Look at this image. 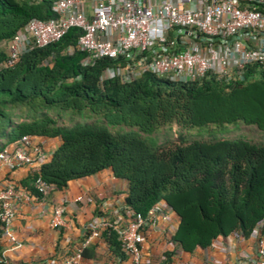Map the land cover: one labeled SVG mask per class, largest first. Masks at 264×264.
<instances>
[{
  "label": "trees",
  "instance_id": "1",
  "mask_svg": "<svg viewBox=\"0 0 264 264\" xmlns=\"http://www.w3.org/2000/svg\"><path fill=\"white\" fill-rule=\"evenodd\" d=\"M54 1L0 0V43L31 20L55 18ZM79 35L71 28L10 66H3L7 51L0 49V151L19 145L23 136L59 140L16 187L39 200L44 196L33 186L36 178L50 193L107 169L127 185L121 215L144 217L163 201L178 222L171 243L183 252L230 234L246 239L256 229L264 235V143L177 137L179 143L167 146L154 139L172 124L184 131L240 122L264 132L263 71L247 66L236 81L206 74L171 83L144 74L126 84L100 82L105 68L122 62L82 66L86 53L75 49ZM100 237L114 255L125 256L113 232ZM163 260L169 264L170 253Z\"/></svg>",
  "mask_w": 264,
  "mask_h": 264
},
{
  "label": "built area",
  "instance_id": "2",
  "mask_svg": "<svg viewBox=\"0 0 264 264\" xmlns=\"http://www.w3.org/2000/svg\"><path fill=\"white\" fill-rule=\"evenodd\" d=\"M51 10L55 18L31 20L8 41L3 66L12 65L31 49L57 42L75 28L80 31L75 49L86 53L82 66H92L101 59L122 62L105 68L100 82L117 79L126 84L144 74L171 83L190 82L206 74L236 81L241 79L243 69L251 65L264 73V0H56ZM45 160L41 145L30 136H23L19 145L0 151V168L8 171L36 167ZM33 186L42 196L50 191L39 178ZM30 199L13 181L3 184V235L8 236L15 203ZM62 212V207L53 209L51 228L62 225ZM169 213L168 206L159 201L144 217L127 213L123 216L116 211L111 218L97 217L87 225L72 254L44 264H78L83 250L105 230L115 234L130 264H149L140 250L142 232L157 219L168 222ZM249 237L255 240V264H264V235L254 229Z\"/></svg>",
  "mask_w": 264,
  "mask_h": 264
},
{
  "label": "crops",
  "instance_id": "3",
  "mask_svg": "<svg viewBox=\"0 0 264 264\" xmlns=\"http://www.w3.org/2000/svg\"><path fill=\"white\" fill-rule=\"evenodd\" d=\"M33 142L41 145L46 159L59 144L58 139L33 138ZM31 168L22 166L8 171L1 167L0 188L7 181L18 183ZM126 191V182L115 179L105 169L71 180L64 190L52 191L39 200L31 197L28 201L16 202L8 236L0 237V264H44L49 260H62L77 249L91 221L97 217L111 218L115 211L121 214ZM56 207L63 208L62 225L53 229L49 222ZM177 223L170 211L168 222L157 219L154 225L143 230L140 250L149 264H164L165 253H170L169 264H255V240L251 237L228 235L217 237L204 249L195 248L190 253L179 250L170 240ZM78 264L130 263L126 255H114L99 237L83 250Z\"/></svg>",
  "mask_w": 264,
  "mask_h": 264
},
{
  "label": "rangeland",
  "instance_id": "4",
  "mask_svg": "<svg viewBox=\"0 0 264 264\" xmlns=\"http://www.w3.org/2000/svg\"><path fill=\"white\" fill-rule=\"evenodd\" d=\"M7 47L8 42L0 43V49ZM177 137L183 138L186 141L244 139L253 143H264V132L258 131L254 126H246L240 122L233 125H224L222 127L208 125L184 131H181L172 124L160 129L154 135V139L157 144L164 143L167 146L179 143ZM146 141L150 144V146L155 147V144L150 138H146Z\"/></svg>",
  "mask_w": 264,
  "mask_h": 264
}]
</instances>
